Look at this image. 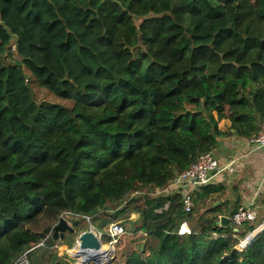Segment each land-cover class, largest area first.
Here are the masks:
<instances>
[{
    "label": "trees",
    "instance_id": "1",
    "mask_svg": "<svg viewBox=\"0 0 264 264\" xmlns=\"http://www.w3.org/2000/svg\"><path fill=\"white\" fill-rule=\"evenodd\" d=\"M263 123L264 0H0V264H74L88 216L126 228L99 264H264V226L237 247L264 212L222 227L199 209L223 183L190 212L165 191Z\"/></svg>",
    "mask_w": 264,
    "mask_h": 264
},
{
    "label": "crops",
    "instance_id": "2",
    "mask_svg": "<svg viewBox=\"0 0 264 264\" xmlns=\"http://www.w3.org/2000/svg\"><path fill=\"white\" fill-rule=\"evenodd\" d=\"M220 143V148L215 153L220 163L226 165L231 159L236 161L220 172H212L210 183H223L225 188L209 196L206 206L199 209L200 213L211 205H220L221 212L225 213L220 215L227 216L226 211H232L237 205L244 206L253 198L260 207L259 213L264 212V204L261 201L264 196V148L249 151L246 148V139L238 136L226 137L221 139ZM165 191L170 193L180 191L183 195V189L173 183ZM181 230L190 231L189 223L184 222Z\"/></svg>",
    "mask_w": 264,
    "mask_h": 264
},
{
    "label": "built area",
    "instance_id": "3",
    "mask_svg": "<svg viewBox=\"0 0 264 264\" xmlns=\"http://www.w3.org/2000/svg\"><path fill=\"white\" fill-rule=\"evenodd\" d=\"M246 148L249 151H253L256 149L264 148V123L261 127L259 133L251 138L246 139ZM236 159H231L228 164L222 165L220 160L211 152L202 154L197 161H195L189 169L180 173L174 180L173 184L181 187L183 189V200L185 205V210L190 212L194 207L193 200V192L195 188L198 186L206 185L211 182L212 172H220L228 167H230L233 163H235ZM259 205L256 202V199H251L246 205L241 206L238 211L234 213L232 216V222L235 225H242L245 222H253L259 216ZM88 218H90L88 216ZM264 223H262L255 232L249 233L246 237L240 240L238 244V248L242 249L245 247L261 228H263ZM97 231L98 236L102 239L103 235H108L111 237V241L109 242L113 248L118 241V238L126 233V228L119 221L111 222L108 224L106 233H102ZM182 231V230H181ZM183 232V231H182ZM77 248V247H76ZM109 251V250H108ZM109 254V253H108ZM15 264H30V261L26 254L22 255L19 260L15 262Z\"/></svg>",
    "mask_w": 264,
    "mask_h": 264
},
{
    "label": "water",
    "instance_id": "4",
    "mask_svg": "<svg viewBox=\"0 0 264 264\" xmlns=\"http://www.w3.org/2000/svg\"><path fill=\"white\" fill-rule=\"evenodd\" d=\"M229 222V216L221 215L219 224L222 227H226ZM67 230L74 232L75 228L69 224L64 217H62L58 224L54 227L55 238H58V235L61 233V237L63 239ZM75 247H77L75 253L76 257H78L77 262L81 264L104 263L105 261L103 258L108 257V250L101 249L103 248L102 239L98 236L96 227L93 225L78 235L77 244ZM101 251L104 252L102 256L100 255ZM80 255H83L82 259H80ZM10 264H15V262Z\"/></svg>",
    "mask_w": 264,
    "mask_h": 264
},
{
    "label": "rangeland",
    "instance_id": "5",
    "mask_svg": "<svg viewBox=\"0 0 264 264\" xmlns=\"http://www.w3.org/2000/svg\"><path fill=\"white\" fill-rule=\"evenodd\" d=\"M37 94H38V97L39 98H42V99H50L51 98V96L49 95V93H47V92H45V91H43V89H41V88H37ZM220 125L221 126H223L224 125V123L223 122H221L220 123ZM138 217V213H131V218L134 220V219H136ZM67 221H68V223L69 224H71L73 227H74V224H73V222L71 221V219H69V218H67L66 216L64 217ZM93 224H92V222H91V220H90V218H86V221L85 220H80L79 221V224H78V227L79 228H81V229H85V228H89L90 226H92ZM94 226V225H93ZM102 233H106V230H104V231H102ZM68 236H69V234H67ZM67 236V237H68ZM64 237H65V235H64ZM77 238H78V236H77ZM62 240V239H61ZM102 243H103V248H105L106 250H111L112 252H113V249L115 250V247L113 248V246L110 244V243H104L103 241H102ZM76 244H77V239H76V243H75V245L72 247V248H69L66 244H61V245H59L58 246V248H59V250H60V252H62V251H65V252H67L68 254H69V256H71L72 257V259H73V263L74 264H81V263H78L77 262V258L78 257H76ZM113 254H114V252H113ZM109 255V254H108ZM83 258V256H80V259H82ZM112 258V257H111ZM109 259V258H108ZM107 259V260H108Z\"/></svg>",
    "mask_w": 264,
    "mask_h": 264
},
{
    "label": "bare ground",
    "instance_id": "6",
    "mask_svg": "<svg viewBox=\"0 0 264 264\" xmlns=\"http://www.w3.org/2000/svg\"><path fill=\"white\" fill-rule=\"evenodd\" d=\"M184 229V228H183ZM102 250L103 249H105V248H101ZM111 251V250H110ZM110 251H108V253L110 252ZM104 254V252L103 251H101L100 252V255L102 256ZM109 255H111L110 257H109V259L107 260V261H105V262H108V261H110L111 260V257H113V252L111 251V253H109ZM80 256H83V255H80Z\"/></svg>",
    "mask_w": 264,
    "mask_h": 264
},
{
    "label": "clouds",
    "instance_id": "7",
    "mask_svg": "<svg viewBox=\"0 0 264 264\" xmlns=\"http://www.w3.org/2000/svg\"><path fill=\"white\" fill-rule=\"evenodd\" d=\"M16 262V261H15Z\"/></svg>",
    "mask_w": 264,
    "mask_h": 264
}]
</instances>
